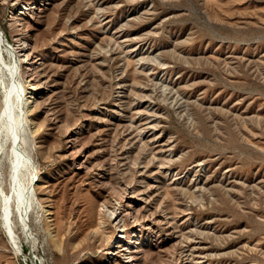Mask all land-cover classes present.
<instances>
[{
  "label": "rangeland",
  "instance_id": "1",
  "mask_svg": "<svg viewBox=\"0 0 264 264\" xmlns=\"http://www.w3.org/2000/svg\"><path fill=\"white\" fill-rule=\"evenodd\" d=\"M35 1L0 0L38 62L31 238L0 199V264H264V0Z\"/></svg>",
  "mask_w": 264,
  "mask_h": 264
},
{
  "label": "bare ground",
  "instance_id": "2",
  "mask_svg": "<svg viewBox=\"0 0 264 264\" xmlns=\"http://www.w3.org/2000/svg\"><path fill=\"white\" fill-rule=\"evenodd\" d=\"M41 2L42 0L35 1V7L41 5ZM30 50H32V47ZM23 51L24 49L20 50L8 41L0 31V65L1 74L3 75L0 76L10 82L9 89L7 87L8 90L4 94L3 108L0 113V199L6 227L14 238V216L18 217L22 223L20 225L24 227V233L31 238L28 217L38 180L37 168L30 147L32 145L30 143V134L36 130V124L32 116V106L36 101L37 89L31 80L28 83H24L25 81L22 79L23 66L27 65L35 68L38 62L35 57H31L33 53L31 51L27 53L29 60H22L21 56L26 54ZM6 54L9 55L11 60L7 59ZM7 163L9 164V169L7 178H5L3 165ZM136 197L134 194H129L125 200V208L123 209L129 215H132L137 204L138 200ZM111 215L114 220H118L121 212L119 213L115 209ZM121 231L126 232L125 230ZM122 236L125 235L122 234ZM139 239V234L135 232L132 239L127 240L134 246L129 255L132 262L140 259L138 256L140 252ZM122 245V241H120L117 245L118 249L113 251V254L119 255L121 251L125 250H119Z\"/></svg>",
  "mask_w": 264,
  "mask_h": 264
},
{
  "label": "built area",
  "instance_id": "3",
  "mask_svg": "<svg viewBox=\"0 0 264 264\" xmlns=\"http://www.w3.org/2000/svg\"><path fill=\"white\" fill-rule=\"evenodd\" d=\"M18 251H19V249H18ZM19 254H20L21 256H24V249H23V248L19 251ZM24 264H29V263H28L27 261H25Z\"/></svg>",
  "mask_w": 264,
  "mask_h": 264
}]
</instances>
